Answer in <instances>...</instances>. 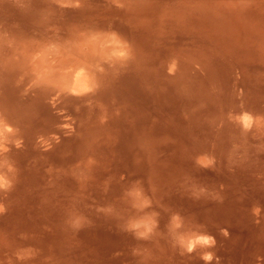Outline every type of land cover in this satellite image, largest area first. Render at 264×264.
Listing matches in <instances>:
<instances>
[{"label": "bare ground", "instance_id": "1", "mask_svg": "<svg viewBox=\"0 0 264 264\" xmlns=\"http://www.w3.org/2000/svg\"><path fill=\"white\" fill-rule=\"evenodd\" d=\"M17 1L0 0V264H264V0H49L21 18ZM147 216L143 238L129 224Z\"/></svg>", "mask_w": 264, "mask_h": 264}, {"label": "clouds", "instance_id": "2", "mask_svg": "<svg viewBox=\"0 0 264 264\" xmlns=\"http://www.w3.org/2000/svg\"><path fill=\"white\" fill-rule=\"evenodd\" d=\"M112 43L115 45L113 52L108 57L109 59L115 58L117 60L124 59L127 57L128 53L124 50V46L120 43L118 38L113 35ZM103 71V69H101ZM13 129L0 120V191H8L12 187V179L9 177V173L15 171L13 164L5 158V154L9 151L8 144L10 143L9 134L13 133ZM17 147L20 146V142L16 141ZM134 201V207L139 209H144L150 206V200H148L144 195L142 190L139 188H134L128 193ZM0 211H3V206L0 205ZM79 224V221H77ZM181 226L179 217H174V227L179 228ZM155 227V220L151 216L143 217L139 220H134L130 222L129 229L136 230L138 236L147 238L150 233H152ZM180 243L187 246L188 250L191 251L195 248L197 244L207 245L212 243L211 238L200 236L195 239H190L181 236ZM206 259H211L207 256Z\"/></svg>", "mask_w": 264, "mask_h": 264}, {"label": "rangeland", "instance_id": "3", "mask_svg": "<svg viewBox=\"0 0 264 264\" xmlns=\"http://www.w3.org/2000/svg\"><path fill=\"white\" fill-rule=\"evenodd\" d=\"M35 1V2H34ZM25 0L24 2H21V0H18L17 1V3H15V6L16 7H13V9H11V8H9V12L8 13H10V14H12V16H14V17H19V18H21L22 16H23V13L24 12H21V10H23L24 8H27V10H30V9H33L32 7H34V6H37L38 8L39 7H42L44 10H49L50 8H48V5H49V0H47V2L48 3H46V1L45 0ZM39 2V3H37V2ZM81 1H78V2H76V3H80ZM38 4V5H37ZM82 4V5H81ZM80 5H78L77 7L78 8H80V9H82V8H84L85 7V4H84V2L83 3H81ZM91 5V4H90ZM89 5V7L91 8V6ZM23 6V7H22ZM41 9V8H40ZM6 10V9H5ZM43 10V11H44ZM42 11V12H43ZM20 15H21V17H20ZM78 18V17H77ZM76 18V19H77ZM77 20H82V18H80V19H77ZM84 20V19H83Z\"/></svg>", "mask_w": 264, "mask_h": 264}]
</instances>
